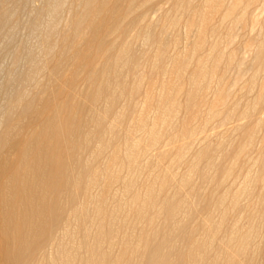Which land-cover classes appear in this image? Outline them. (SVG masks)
Here are the masks:
<instances>
[{
  "label": "bare ground",
  "instance_id": "1",
  "mask_svg": "<svg viewBox=\"0 0 264 264\" xmlns=\"http://www.w3.org/2000/svg\"><path fill=\"white\" fill-rule=\"evenodd\" d=\"M31 1L35 2V0ZM229 1L203 0L206 11L193 10L189 12L192 23L198 17L201 21L194 52L203 47L208 32H211V34L217 32V26L209 27L217 14L221 13V24L232 19L236 12H239L238 14L240 15L235 18V21H243L248 14L249 6L254 4L256 0H247L246 2L242 0ZM40 3L32 10L31 27L36 31L42 29V36L47 39L58 24L55 21L57 13L66 9L65 24L60 30L65 32L64 36L60 32V35L63 36V45L70 49V53H73V55L79 53L82 47V49L87 48L90 50L83 67L89 69L84 79L89 85L93 86V89L79 92L78 96L82 101L75 106L68 107L66 104H58L52 115L42 118L44 124L39 138L25 145L28 149L27 157L34 148L37 149V154L32 158L25 173L19 178L24 194L22 195L14 188L13 192L16 195L14 197L11 195L0 208V216L2 217L1 229L4 230L7 236L11 234L12 238L16 239L14 243H6L2 247L0 253L3 254L0 257V264L3 262H6V264H25L33 247L37 246L46 235L47 226L50 225L51 228L52 222L59 217V214H62L63 200L72 202L81 189L82 183H84V193H86L89 192V189L99 184V176H103V181L106 184H111L113 181L120 179L118 172L126 170L127 173L122 179L123 189L126 193H132L133 188L138 186L139 174L148 167L147 164L141 163L145 152L154 149L164 136L169 139L166 143L167 145L165 144L166 148L163 150V154L156 164V168L159 167L163 157L167 155L169 150L175 149V157L171 161V166L162 173L155 174L152 172L150 181L145 185L144 193H132V211L141 219H146L149 224L154 223L155 218L159 216H162L166 223L175 224V219L179 215L181 207L188 203L189 194L176 200L174 196H178L189 185L191 174L198 171L199 164L203 160L209 159L203 176L207 178L208 183L212 187L216 189L226 187V190L222 188L225 191L223 192L222 190L221 193H215V191L212 193L206 192L200 197L203 207L211 204L210 211L201 215L199 219L202 237L200 239L194 238L195 240L189 243L186 250H180L176 253V257L178 260L186 259L188 261L187 264H264V133H262L264 112L259 116L257 122H251L252 114L257 107V102L255 101L264 102V77L261 78L258 75L259 65L264 66V35L257 41V50L254 54L255 56L253 55L259 64L258 68L256 71L251 72L252 74L247 83L248 88L259 80V83H257L259 92L256 99L247 103L241 111H238V102H232V104L228 105L226 99L229 97L230 91L226 90L223 78L220 76L218 79L215 78L217 79L214 82L215 96L210 103L208 102L205 111L203 127L221 116H223V120L221 123L219 122L220 125H224L230 120L236 121L235 131L238 133V140L234 141L233 139V141L229 142V149H227L228 146L225 147L223 145L225 142H219L218 145H215L221 151L222 156L220 155V157L224 161H228L227 165L220 167L215 163L216 159L212 161L211 157L209 158L211 147L209 142L205 141L201 143L202 145L197 149L195 157L189 162L191 173L189 175H178L172 172V166L184 161V151L198 128L194 126L191 130L183 128L178 130L177 125L175 126L173 121L180 109L192 110L196 106L205 78L220 69L222 66L221 58L224 53L213 56L212 54L216 49V44L213 43L210 55L207 58H198L195 71L188 77H184L183 74L193 59L192 53V56L185 55L183 58L175 55L171 61L173 63V76L169 80H160V89L159 92L157 91V97H155L156 105L152 107L153 92L146 90L145 98L143 97L146 106L141 108L132 124L127 126L124 145H116L114 140L113 143L107 140L106 137L109 134L112 135V138L116 137L114 133L117 128L123 126L128 114V107L124 106L116 113L114 106L121 97L127 94L131 96L138 92L144 78L141 74H134L132 84L130 86L126 85L121 75L123 74V69L127 68L129 70L133 64L131 45L129 43L118 44L114 41V38L117 34L126 35L134 28H139L137 30L140 33L138 36L143 39L145 44L156 39L155 57L158 67L162 68V62L166 58L168 40L161 35L154 39L150 26L142 27V24L146 25L147 23L145 20L149 9L154 5L153 0H79L78 4H75L73 0H41ZM190 3L191 0H174V8L180 10L183 7L190 6ZM159 12L161 11L159 10ZM160 15L162 19L165 14L161 13ZM44 16L46 17L45 20ZM3 17L4 12L0 11V27L3 23L5 24ZM105 18L113 25L110 31L109 29L104 30L105 22L103 20ZM178 19L173 17L166 26H169V28L177 26ZM148 21L150 22V20ZM254 21L253 23H256V20ZM67 22L69 23L67 24ZM65 25H67L66 30L64 29ZM87 34H90L89 38H85ZM108 35L113 36V40H109L107 38ZM49 50L51 49L49 48ZM14 53L12 65L15 70H17L22 61H31L28 56H19L18 51H14ZM71 56L72 54L69 55V58ZM103 57L105 58L103 59ZM95 61H98L96 66H94ZM233 61L234 55L229 53L226 57V68ZM238 65L240 64L238 63ZM8 70L9 75H11V69ZM51 73V75L58 77L59 71H52ZM12 79L13 76L12 78L7 77V81H5L7 83ZM14 80L16 82L30 81V83L37 84V81L34 80L30 73H19ZM17 89L21 88L17 87ZM26 91L27 89L24 88V90L16 91L15 94L9 93L7 98L10 101L12 100L14 105H26L27 111H33L34 107L29 96L30 93ZM182 97L184 98L183 101H181ZM151 110H153V115L149 117L147 112ZM220 127L217 128L219 129ZM4 133L6 132L4 131ZM132 135H138V137L134 138ZM229 137L228 140H230ZM94 139L98 143L94 158L101 156L104 150L111 146L112 152L109 154L110 157L106 168H96L93 170L94 173L91 174L90 166L86 164L80 165L81 160L76 156V152L79 148L87 147ZM120 153H122V156ZM252 153H255V155L251 156ZM255 164H257L256 169L253 170L252 167ZM239 179L240 181L237 182ZM237 183H239L238 186L236 185ZM169 186L173 188V196L172 194L170 196L164 193ZM156 194H162L159 203L156 200ZM95 201V203L101 204L103 197L98 195ZM83 208L76 207L74 209L76 210L77 218L83 217ZM239 208L243 211V214H239L242 216L236 217L234 222L228 225L224 238L219 241V250L216 249L215 237L227 226L228 218L233 216ZM151 210L155 212L149 215L148 213ZM188 210L193 212L192 214L196 212L194 206H190ZM99 211L100 208H97V213ZM216 213L218 215L217 220L214 218ZM240 213H242L241 210ZM242 218L245 223H243ZM177 229L178 227L173 225L171 230L166 231V234L168 233L166 238H163L161 243L158 244L159 246L154 249L155 251L151 258L149 257L143 264H163L166 262L172 264L168 258L169 249L171 248L169 244L171 241L170 237ZM103 232L105 231L103 230ZM103 232L100 230L99 234ZM142 243H146L145 240ZM164 245L165 247H163ZM163 248H166V250L164 251ZM49 255L51 256V254ZM86 261L88 264H95L91 257Z\"/></svg>",
  "mask_w": 264,
  "mask_h": 264
},
{
  "label": "rangeland",
  "instance_id": "2",
  "mask_svg": "<svg viewBox=\"0 0 264 264\" xmlns=\"http://www.w3.org/2000/svg\"><path fill=\"white\" fill-rule=\"evenodd\" d=\"M168 1L153 0L154 5L149 9L148 16L145 20L147 23L146 25L142 24V27L150 26L154 39L161 35L168 40L166 50L167 59L165 58L163 60L162 68L158 67L155 57L156 39L152 40L153 42L151 41L148 44H145L143 39L138 36L140 34L137 32L139 28H134L135 30L133 29L129 31L126 35L117 34L115 38L113 36H107L109 40H113L114 38V41L118 44L129 43L131 45L133 64L129 70L127 68L123 69V74L121 75L126 85L130 86L132 84L134 74H141L144 80L138 92H135L131 96L127 94L126 96L121 97L115 104L114 111L116 113L124 106H127L128 114L124 120L123 126L117 128L115 131L114 135L116 134V137L114 136L115 138H112V135L109 134L106 139L111 142L114 140L116 145H124V140L127 135L125 131L127 130V126L132 124L141 108L146 106L144 99L146 90H151L154 94L152 95L153 107L156 105L155 97H157L160 89V80H169L173 76V63L171 61L175 55L182 58L185 55H193V59L183 74L184 77H188L196 69V60L198 58H207L211 53L212 44L215 43L216 49L212 55L225 54H223V57L221 58L222 66L216 71V73L209 74L205 78L202 84V92L198 98L196 106L193 107L192 110H186L184 108L180 109L177 117L173 121L175 126L177 125L178 130H181V128L191 130L194 126L198 129L196 130L194 137L189 140L188 147L184 151V161L172 166V172L178 175H189L191 173L189 162L195 157L197 149L202 145L201 143L205 141L209 142L211 147L209 158L211 157L210 159L212 161L216 159V164L220 167H225L228 161H224L222 157H220L221 151L218 149V146L216 147L215 145H218L219 142H225L223 145L225 147L228 146L227 149H229V142L233 141V139L234 141L238 140V133L235 131L236 121L230 120L226 124L220 125L223 120V116H221L219 119L213 120L207 126L203 127L202 124L204 122L205 111L208 102L210 103L214 99V82L220 76L223 78L226 90L228 92L230 91L229 97L226 99L228 105L232 104V102H238V111H241L247 103L253 102L256 99L259 92V87L257 85L259 80L253 86L250 85L248 88L247 83L252 74L251 72L256 71L258 68L257 66L259 65L254 54L257 50V41L264 35V0H256L254 4L250 5L247 16L240 22L235 21V18L240 15L238 14L239 12H236V15L233 16L232 19L223 22V24H221L222 22L220 23L221 13L217 14L209 26H217V32L215 34L208 32L203 47L195 52L194 46L198 38V30H200L201 21L198 17V19L192 23L189 12L193 10H199L200 12L206 11L204 3L202 2L203 0H191V3H193H190V6L183 7L180 10L174 8V0ZM231 1L232 0L229 2ZM242 1L246 2L247 0ZM40 2L41 0H35V2H32L31 0H0V11L4 12L3 18L5 22V24L3 23L0 27V208L5 202H7L11 195H13V197L16 195L13 192L14 188L22 195L24 194L21 180H19V178L25 173L32 158L37 154V149L34 148L29 152L27 157L28 149L25 145L39 138L44 124L42 118L52 115L54 110L58 107V104H66L68 107L75 106L82 101L78 96L79 92L90 91V89H93V86L89 85L84 79L89 69L83 67L90 50L87 48L82 49V47L79 53L73 55V53H70V49H67L63 45L62 37L65 32L64 30H60L65 24L64 19L67 14L66 9L61 10L59 12L60 14L57 13L55 21L58 24L56 25V29L48 37L49 39L42 36V29L36 31L31 27L30 21L32 18V10L40 5ZM73 2L78 4L79 0H73ZM166 2L168 3L166 4ZM159 10L161 12H159ZM167 11L168 13H166ZM161 13L165 14L162 19L160 18ZM173 17H176L177 19L179 18L177 26L175 25L174 27L169 28V26L166 25L169 24V20ZM45 18L46 17L44 16V20ZM148 20H150V22ZM254 20H256V23H253ZM103 21L105 22L104 30L109 29L110 31L113 28L112 23H109L107 18ZM154 22L157 24H154ZM68 23L69 22H67V24ZM91 23H93V21H91ZM66 28L67 25H65L64 29L66 30ZM60 32L63 36L60 35ZM89 37L90 34H87L85 38ZM10 38L12 41L9 40ZM40 46L41 48H39ZM49 48L51 50H49ZM14 51H18V54L21 57L28 56L31 61H22L18 66L19 69L17 68V70H15L12 65L13 56L15 54ZM229 53L234 55V61H236H233L229 67L227 66V68H229L227 69L225 62ZM71 54L73 56H71L73 61L69 58V55ZM104 58L105 57H103V59ZM238 63L240 65H238ZM96 65H98V61L94 62V66ZM8 69H11L10 73L12 72L11 75L13 76V79L6 83L7 77L12 78V76L9 75ZM258 69L259 77H264V66L259 65ZM49 71H59L57 75L58 77L51 75L52 73ZM19 73L32 74L34 80L37 81V84L30 83V81L16 82L14 79ZM72 81H74V83H72ZM17 87L21 89H17ZM24 88L27 89V93H30L29 96L32 99V106L34 107L33 111H27L26 105H14L12 100L10 101L8 100L9 98H7L9 93L15 94L16 91L24 90ZM183 99L184 98L182 97L181 101H183ZM255 102H257V107L252 114V123L257 122L259 116L264 112V102L261 103L259 100ZM42 110L44 111L42 112ZM147 113L150 117L153 115V110L148 111ZM219 126L221 127L218 129L217 127ZM216 128L217 130H215ZM4 131L6 133H4ZM262 133H264V127ZM132 136L131 138L133 139ZM228 136H230V140H228ZM137 137L138 135L134 136V138ZM168 139L169 138L164 136L154 149L145 152L141 163L147 164L148 167L139 174L140 179L137 182L138 186L133 188L132 193H144L146 189L145 185L150 181L152 172L155 174L162 173L165 169L171 166V161L176 154L175 149L169 150L167 155L163 157L159 167L156 168V164L159 161L160 156L163 154V150L166 148L165 144ZM97 145V140L94 139L87 147L79 148L76 152V156L81 160L80 165L86 164L90 166L91 174L94 173L93 170L96 168H106L110 157L109 154L112 152L111 146L104 150L101 156L94 158V152ZM252 154L251 156L255 155V153ZM120 155L122 156V153H120ZM208 161L209 159H205L199 164L198 171L191 174V182L189 185L179 193L178 196H174L176 200L189 194L188 203L181 207L179 215H177L175 219V224H173L178 227V229L172 237H170L171 241L169 245L171 248L169 249L170 253H168V258L172 264H187L188 261L186 259L178 260L176 253L180 250H186L192 240L200 239L202 237L199 219L201 215L210 211L211 204L203 207L200 197L206 192L212 193L215 191V193H221L223 189L226 190V187L217 189L212 187L208 183L207 178L203 176ZM256 165L257 164L252 167L253 170L256 169ZM125 173H127L126 170L118 172L120 179L113 181L111 184H106L103 181V176H99V184L102 186L97 184L95 185L96 187H92V190L89 189V192L86 193H84L85 186L84 183H82L81 189L72 202L63 200L62 214H59V217L52 222L51 228L50 225L47 226L46 235L40 240L37 246L33 247L25 264H88L86 260L89 257L93 259L95 264H116L117 262V264H143L149 257L151 258L155 251L154 249L159 246L158 244L161 243L164 237L166 238V235L168 234H166V231L171 230L173 225L171 223H166L162 216L155 218L154 223H152L153 225L149 224L146 219H141V217H138L137 214L132 211V193H126L122 184V179L126 175ZM239 181L240 179L237 182ZM238 184L239 183L236 185L238 186ZM166 189L167 190H165L164 193L170 196L172 194L173 196V188L169 186ZM225 190H223V192ZM98 195L103 197L101 204L95 203V199ZM161 195L162 194H156V200L158 203L161 200ZM190 206L196 208L194 214H192L193 212H189L188 209ZM76 207H84L82 218L76 217V210H74ZM97 208H100L98 213ZM240 210L242 213H240ZM154 212V210H151L148 214L152 215ZM239 214H243V211L240 208L233 216H230L231 218H228L227 226H225L215 237L214 241L216 249L219 248V241L224 238V233L228 228V225L232 224L236 217L242 216ZM217 216L216 213L214 216L215 220H217ZM243 223H245V220H243ZM1 224L2 217L0 216V252L6 243H14L16 241V239L12 238L11 234L8 236L5 234L4 230L1 229ZM100 230H102V232L104 230L105 232L99 234ZM143 239L146 243H142L144 242ZM163 247H165V245ZM163 250L165 251L166 248H163ZM2 254L3 253H0V257ZM49 254H51V256ZM2 264H6V262H3ZM163 264L168 263L166 262Z\"/></svg>",
  "mask_w": 264,
  "mask_h": 264
}]
</instances>
